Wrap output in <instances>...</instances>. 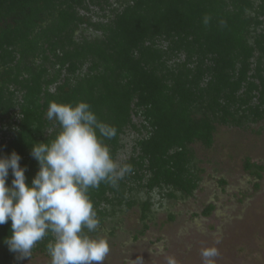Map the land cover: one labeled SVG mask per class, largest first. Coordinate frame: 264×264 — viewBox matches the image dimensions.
<instances>
[{"label": "trees", "instance_id": "1", "mask_svg": "<svg viewBox=\"0 0 264 264\" xmlns=\"http://www.w3.org/2000/svg\"><path fill=\"white\" fill-rule=\"evenodd\" d=\"M116 2L0 0V155L18 152L30 183L39 168L32 144L59 131L47 118L49 103L84 100L115 127L116 136L105 140L114 158L134 117L144 119L147 135L136 140L138 153L126 161L132 171L125 177L136 187L191 194L199 177L190 145L211 146L216 123L264 119V0ZM94 6L106 21L86 14L98 15ZM205 15L211 17L207 26ZM84 24L96 32L77 38ZM179 54L184 60L171 63ZM246 167L262 168L250 161ZM126 185L121 179L89 190L100 222L106 205L125 201ZM213 209L207 206L204 215ZM148 210L145 202L144 216ZM10 234L9 220L0 225V264L22 261L4 243ZM51 239L32 253L47 250Z\"/></svg>", "mask_w": 264, "mask_h": 264}, {"label": "rangeland", "instance_id": "2", "mask_svg": "<svg viewBox=\"0 0 264 264\" xmlns=\"http://www.w3.org/2000/svg\"><path fill=\"white\" fill-rule=\"evenodd\" d=\"M112 2L117 6L116 0ZM98 12L99 16L86 14L94 22L106 21ZM86 27H80L77 38L96 32ZM178 60H184V54L171 63ZM134 123L121 139L115 158L121 163L138 153L136 140L147 135L141 116L134 117ZM189 148L199 177L191 194L173 188L139 189L137 181L124 176L123 200L134 203L128 206L114 199L106 205L108 214L92 234L109 241L105 264H137L139 258L142 264H169L170 260L174 264H205L201 256L205 247L218 250L210 264H264V119L247 120L242 125L216 123L211 146L198 141ZM248 161L262 168L249 169ZM145 202H149V210L144 216ZM211 204L213 211L204 215ZM19 264H51V257L47 250L37 249Z\"/></svg>", "mask_w": 264, "mask_h": 264}, {"label": "clouds", "instance_id": "3", "mask_svg": "<svg viewBox=\"0 0 264 264\" xmlns=\"http://www.w3.org/2000/svg\"><path fill=\"white\" fill-rule=\"evenodd\" d=\"M210 20L205 15L204 25ZM219 25L226 27V21ZM46 115L58 122L59 131L46 143L32 144L39 168L30 183L18 152L0 155V225L11 221L4 243L24 259L51 235L46 245L51 264H105L110 245L107 237L92 235L100 221L89 190L102 182L117 186L132 167L112 156L105 140L114 138L116 129L98 119L88 102L51 101ZM217 255L216 247L201 249L205 264ZM137 264H142L140 258Z\"/></svg>", "mask_w": 264, "mask_h": 264}]
</instances>
